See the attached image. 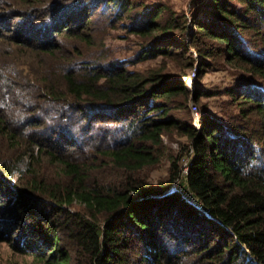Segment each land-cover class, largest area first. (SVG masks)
Here are the masks:
<instances>
[{
  "label": "trees",
  "instance_id": "obj_1",
  "mask_svg": "<svg viewBox=\"0 0 264 264\" xmlns=\"http://www.w3.org/2000/svg\"><path fill=\"white\" fill-rule=\"evenodd\" d=\"M200 5L0 0V242L38 264H264V0ZM102 17L137 39V59L92 53ZM211 67L231 69L234 124L182 83ZM174 132L187 174L173 156L152 182Z\"/></svg>",
  "mask_w": 264,
  "mask_h": 264
},
{
  "label": "rangeland",
  "instance_id": "obj_2",
  "mask_svg": "<svg viewBox=\"0 0 264 264\" xmlns=\"http://www.w3.org/2000/svg\"><path fill=\"white\" fill-rule=\"evenodd\" d=\"M136 1V0H132ZM153 2L159 3V2H166L170 4V7H172L174 10L179 11L181 14H185V16H192L193 14H196L198 16L203 15L201 10L202 3L206 2V0H152ZM80 5V4H79ZM143 6H139L138 9L146 10L145 8H142ZM151 7V6H150ZM80 8V6H78ZM148 9V8H147ZM76 10V9H75ZM100 12V9H99ZM109 13H106V15ZM107 17H102L101 22L97 23L96 26L98 28V32H96L95 39L99 38V43L93 42V47L91 48V51L93 53V50L96 49V54L98 57H102L101 61L105 58L108 61H114L118 62L123 59L128 60H135L137 59V53H138V45L136 43L137 39L129 33L124 27H122L121 22L114 21L112 25L109 26V23H107L106 20ZM105 19V20H104ZM97 48H95L96 46ZM84 47V46H83ZM21 50V49H20ZM86 50V51H85ZM89 48L86 49L84 47L85 53L84 55H90L88 52ZM20 56L15 55L12 60H18ZM99 62V61H98ZM167 60L165 58H162L158 56L155 60H145V61H136L135 67L137 69H143L148 66L153 65H162L166 63ZM105 66H107L108 62L103 63ZM168 66H171V63L167 64ZM128 69H131L130 65L125 66ZM32 72V70H30ZM193 74H191L192 76ZM234 79L231 75V69H217L214 68H207L205 71H201L200 76L196 78V81L192 79H183L182 83L187 84L191 89H198V90H211L208 96H203L200 100L203 104H208V115L211 117H214L218 121L220 120L222 123L225 124H234L239 121L240 117L238 114V106L237 104L232 101L231 96L234 95H228L225 93V90L230 88V86L233 84ZM235 98H238V95H235ZM191 110L193 111V117L192 121L193 124H199V121L201 119V113L198 112V108L195 106H191ZM121 116H125V112L121 114ZM190 120V121H191ZM112 122V121H110ZM109 125V124H108ZM108 125L105 128H108ZM94 127V125H93ZM111 130L108 132V136L105 137L107 140L115 136L116 129L114 125H111ZM113 128V129H112ZM92 134H95L97 132H91ZM100 138V136L98 137ZM106 140V141H107ZM188 146L187 140L185 136L180 135L179 133H172L171 135H163L162 137V157L161 163L149 170V179L152 182H158L160 180H163L169 171L170 168V161L169 159L173 156H180L181 159L179 161V168L181 171V179L184 177V175L187 174L188 171V162L190 160V154L186 153V148ZM26 164V159L23 158L20 162V166L24 167ZM179 183V182H178ZM178 183H173L169 188L180 190L181 185ZM4 195V189L0 188V194ZM27 222H32L29 216L26 217ZM16 223L14 221H10L9 225L7 226V229L12 232V228L15 226ZM37 224V223H36ZM26 225V224H25ZM40 227L44 225V223H39ZM22 225H19V228ZM16 230V229H15ZM18 237V236H17ZM20 238V237H19ZM18 238V241H19ZM0 264H38L36 263L32 257L29 255L21 254L17 251H15L8 243L6 242H0Z\"/></svg>",
  "mask_w": 264,
  "mask_h": 264
}]
</instances>
